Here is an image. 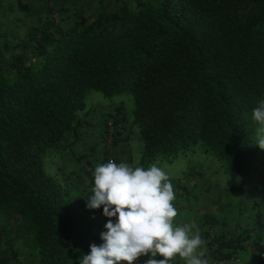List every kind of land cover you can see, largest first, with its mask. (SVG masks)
I'll return each instance as SVG.
<instances>
[{
	"label": "trees",
	"instance_id": "obj_1",
	"mask_svg": "<svg viewBox=\"0 0 264 264\" xmlns=\"http://www.w3.org/2000/svg\"><path fill=\"white\" fill-rule=\"evenodd\" d=\"M58 12L68 24L47 6L29 44L0 43V264H79L103 243L109 218L86 199L94 168L132 143L128 126L143 168L197 151L245 179L262 152L251 115L264 98V0H100ZM91 90L130 94L133 115L115 105L94 138ZM250 235L212 237L213 262L238 258Z\"/></svg>",
	"mask_w": 264,
	"mask_h": 264
},
{
	"label": "clouds",
	"instance_id": "obj_2",
	"mask_svg": "<svg viewBox=\"0 0 264 264\" xmlns=\"http://www.w3.org/2000/svg\"><path fill=\"white\" fill-rule=\"evenodd\" d=\"M251 119L257 125L255 144L264 150V98L252 109ZM175 199L169 177L157 164L148 168H133L125 162L118 165L111 160L98 164L86 207L103 206V215L109 219L106 230L100 233L103 243L90 244V251L78 258L79 264H133L148 253L147 264H176L177 258L181 264H208L203 259L207 242L202 240L198 226H173ZM112 217H117L116 222ZM157 254L163 259H155Z\"/></svg>",
	"mask_w": 264,
	"mask_h": 264
},
{
	"label": "crops",
	"instance_id": "obj_3",
	"mask_svg": "<svg viewBox=\"0 0 264 264\" xmlns=\"http://www.w3.org/2000/svg\"><path fill=\"white\" fill-rule=\"evenodd\" d=\"M132 148V143L118 147L116 150L120 159L126 163L130 162V159L125 158L131 154ZM260 156L261 159L253 165L248 179L226 173L228 178L224 184L221 179H224L222 173L225 172L216 168L211 171L208 164L206 168L191 165L188 170L183 171V177L180 172L169 176L173 191L177 194L172 202L177 209L173 226H198L202 240L207 242V252L203 259L207 260L208 264H215V257L210 254L209 240L214 236L232 235L238 230L251 235L235 255L240 260L225 264H264V154ZM162 162L164 161L158 160L157 165ZM169 162L173 163V160ZM251 179L253 181H250ZM150 257V253L142 254L136 260L147 264ZM155 259L160 260L163 257L157 254ZM176 264H181L179 258Z\"/></svg>",
	"mask_w": 264,
	"mask_h": 264
},
{
	"label": "rangeland",
	"instance_id": "obj_4",
	"mask_svg": "<svg viewBox=\"0 0 264 264\" xmlns=\"http://www.w3.org/2000/svg\"><path fill=\"white\" fill-rule=\"evenodd\" d=\"M26 2L25 0H23ZM29 2L30 11L21 9L18 5L19 0H0V43H3L5 41V38H9L12 40H19L20 42H24L29 44L30 39L28 38L27 34L30 30V28L38 24V21L40 18L45 17V12L47 9V6L54 7V16L59 19V21L66 25L68 24V20H62L60 18V14L58 12L59 7L63 6H70V7H77V6H83L86 9L90 11H95L97 7L100 5V0H27ZM74 12V11H73ZM71 21V20H70ZM69 21V22H70ZM24 48V44L19 47L18 50H21ZM86 102L89 108H92L93 117V127H89V134H98L100 124H102L103 127V118L106 116H109V111H115L116 108H114L115 105H122L124 108H126L127 112L133 115L132 111L134 109V101L130 94L124 93L118 96H115L113 98L106 97L102 92L98 90H91L87 96H86ZM113 106V108H112ZM113 121V120H112ZM111 122V121H110ZM129 125V124H128ZM112 126V125H111ZM127 131L125 134H127L130 130L131 132H134L132 136V150L131 155L132 162L129 164L133 168L135 167H141L139 164L140 158H141V150L143 148V143L138 139L137 136V129L135 127L128 126ZM85 137V136H84ZM88 138V137H87ZM109 141H112V138L109 139ZM91 143V142H90ZM128 145H131L128 143ZM140 146V148L138 147ZM125 148V147H124ZM103 151V147L101 148ZM128 150V149H127ZM98 151V149H97ZM263 151V150H262ZM264 152H261L255 159L254 164L256 165L257 162L261 159L260 155H263ZM60 157H63V155L58 154ZM68 155V154H65ZM59 158V157H58ZM126 160L129 159V156L125 158ZM59 163L61 159H58ZM216 159L213 157H206V154L203 152H182V150L179 151V153L176 155L175 158H173V163L164 160L161 164L158 166L162 168V170L168 174V177L170 175H176L179 172L182 173V177L185 174L183 171L188 170L190 166L195 165L196 167H207L208 164L211 168V171H214L218 169V165L216 163ZM125 162V160H118L115 161L119 165V163ZM126 163V162H125ZM69 165H74L77 169L78 164H73L68 161ZM48 170L50 171H56L55 164H52V168L49 166ZM216 168V169H215ZM209 170V169H208ZM260 170V168H259ZM222 172V171H221ZM221 174V173H220ZM224 179H221L223 183L225 184L227 182V174L222 173ZM256 175V174H254ZM249 176H246L245 179H248ZM237 179H235L236 181ZM250 181H253L251 179ZM177 195L176 193H174ZM234 195H231V197ZM235 197V196H234ZM233 197V199H235Z\"/></svg>",
	"mask_w": 264,
	"mask_h": 264
},
{
	"label": "built area",
	"instance_id": "obj_5",
	"mask_svg": "<svg viewBox=\"0 0 264 264\" xmlns=\"http://www.w3.org/2000/svg\"><path fill=\"white\" fill-rule=\"evenodd\" d=\"M240 259L238 258H231L229 260H226V259H221V258H216V262H218L219 264H225V263H228V262H235V261H239Z\"/></svg>",
	"mask_w": 264,
	"mask_h": 264
}]
</instances>
